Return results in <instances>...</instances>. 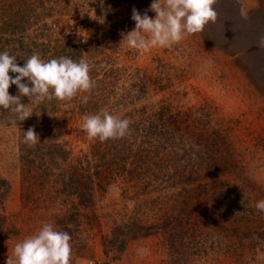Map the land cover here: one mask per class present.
<instances>
[{"label": "rangeland", "instance_id": "374dc122", "mask_svg": "<svg viewBox=\"0 0 264 264\" xmlns=\"http://www.w3.org/2000/svg\"><path fill=\"white\" fill-rule=\"evenodd\" d=\"M151 3L0 0V52L83 59L94 82L68 109L22 97V122L0 108V264L45 222L71 236L70 264H264V0H216L202 32L129 48ZM104 111L125 138L88 136Z\"/></svg>", "mask_w": 264, "mask_h": 264}, {"label": "clouds", "instance_id": "9594fccd", "mask_svg": "<svg viewBox=\"0 0 264 264\" xmlns=\"http://www.w3.org/2000/svg\"><path fill=\"white\" fill-rule=\"evenodd\" d=\"M215 3L216 0H152L149 10L155 13V18L133 9L131 19L135 27L122 34L121 40L129 48L145 52L155 47H170L186 35L200 33L207 24L214 23L217 20ZM98 22L103 24L104 20ZM16 60L7 51L0 52V108L15 113L21 122L32 116L28 105L21 102L22 97L36 103L56 99L68 109L79 93H89L94 87L90 65L83 59L77 62L62 56L44 61L38 53H33L23 66ZM25 80L27 83L22 82ZM12 85L18 90L16 96L9 94ZM87 100L88 96L84 95L82 102ZM130 123L126 118L104 111L102 115H86L82 127L90 138L104 142L125 138ZM23 139L30 146L40 142L32 127L23 132ZM255 208L264 213V200L257 201ZM70 241L68 232L58 231L53 223L45 222L35 235L15 244L13 256L6 264H70Z\"/></svg>", "mask_w": 264, "mask_h": 264}, {"label": "crops", "instance_id": "0c3cea01", "mask_svg": "<svg viewBox=\"0 0 264 264\" xmlns=\"http://www.w3.org/2000/svg\"><path fill=\"white\" fill-rule=\"evenodd\" d=\"M262 49H264V47ZM263 52H264V50H263Z\"/></svg>", "mask_w": 264, "mask_h": 264}]
</instances>
